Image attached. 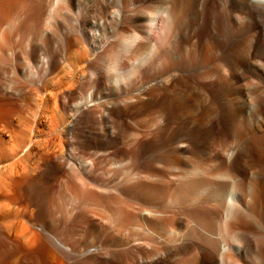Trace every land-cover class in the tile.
I'll list each match as a JSON object with an SVG mask.
<instances>
[{
    "label": "bare ground",
    "instance_id": "bare-ground-1",
    "mask_svg": "<svg viewBox=\"0 0 264 264\" xmlns=\"http://www.w3.org/2000/svg\"><path fill=\"white\" fill-rule=\"evenodd\" d=\"M139 1L0 0V264L264 260V136L229 149L264 117V0ZM182 49L194 76L150 74Z\"/></svg>",
    "mask_w": 264,
    "mask_h": 264
},
{
    "label": "rangeland",
    "instance_id": "rangeland-1",
    "mask_svg": "<svg viewBox=\"0 0 264 264\" xmlns=\"http://www.w3.org/2000/svg\"><path fill=\"white\" fill-rule=\"evenodd\" d=\"M148 0H141L137 3H135L136 5V8H144L148 3ZM145 3V4H144ZM192 18V19H191ZM191 21V23H190ZM196 23V24H195ZM191 24H192V27H191ZM181 25V32H182V35L184 36H188V35H191L193 36L192 38H194L198 32L200 31V26L198 24V21H197V15L196 13L193 11V13L189 14L184 20L183 22L180 24ZM184 26V27H183ZM195 26V27H194ZM189 27V29H188ZM192 28V31H191V28ZM218 27V31H219V35L217 37L218 41H220V45L221 47H214V54L215 56L217 57V61L220 63L223 59V56H225L226 54V51L227 49L229 48V27H228V24L225 23V22H219L217 21L216 23V28ZM184 28V29H183ZM199 28V29H198ZM183 29V31H182ZM198 29V30H196ZM186 31V32H185ZM193 32V33H192ZM177 37V38H176ZM179 34L176 35L174 34L173 35V39H172V44L175 45L178 43L179 41ZM175 40V41H174ZM218 49V50H217ZM185 52L186 50L182 49V50H179V51H174V53H170V52H166V54L162 55V56H158L157 58H155L153 61H152V65H151V70L152 72L150 73L151 75H154V76H159V74L161 72H164L163 74H160L161 77H166V76H170L172 75L175 71L174 74H181V73H185L187 75H190V76H194L197 72H199V68H195L193 67L192 65H190V62L185 58ZM170 53V54H169ZM173 57V58H172ZM154 58V57H153ZM168 59V60H167ZM158 60V61H157ZM173 60V61H172ZM160 62V63H159ZM158 63V64H157ZM182 65V66H181ZM190 67V68H189ZM161 68V69H159ZM192 71V72H191ZM159 73V74H157ZM171 73V74H170ZM157 74V75H155ZM140 79H138L135 83L137 84V82L139 81ZM141 84V80L138 82V85ZM255 103V102H254ZM258 102H256L255 106H251V107H246V111L248 113V115L250 116L249 118V123H252L251 125L253 126L251 128V132L250 131H246V130H239L237 132V134L235 135V137L231 138L230 140V145H232L229 149H236L237 151L241 149V146H243V144L248 141L249 139H251L252 137H262L264 136V117H262L259 112L261 110V106L259 105V103L257 104ZM252 109V111H251ZM250 112V113H249ZM258 112V113H257ZM211 115V116H210ZM218 115V116H217ZM259 115V119L257 118ZM221 119V113L219 110H214L213 112H211L208 116H207V119H206V125L207 126H212L215 122H217L218 120ZM256 120V121H255ZM254 121V122H253ZM258 121V122H257ZM262 121V122H261ZM211 122V123H210ZM213 122V124H212ZM259 123V124H258ZM258 124V128H256L255 126H257ZM262 127V128H261ZM255 131V132H254ZM258 131V132H257ZM247 132V133H246ZM253 132L255 134H253ZM240 133V134H239ZM246 133V134H245ZM240 137H238L239 135ZM253 134V135H252ZM182 135V136H181ZM257 135V136H256ZM261 135V136H260ZM242 136V137H241ZM237 137V138H236ZM245 137V138H244ZM248 137V138H246ZM178 138L180 139V141L182 142H185L186 141V134L182 133V134H179L178 135ZM185 139V140H183ZM236 139H239V140H236ZM244 139V140H243ZM237 142H236V141ZM243 140V141H241ZM34 141H36V138L32 137L30 142H29V145H31ZM232 141V142H231ZM233 141H235L236 143H233ZM240 142L242 143L241 146L239 145ZM244 142V143H243ZM233 144H234V147H233ZM236 144V145H235ZM235 150V151H236ZM256 171L255 172H252V173H249L248 174V179H249V183H256V184H261V182L263 181V176L261 173L257 172L256 174ZM253 174V175H252ZM261 175V176H260ZM251 179V180H250ZM256 180L258 182H256ZM252 190V187L251 186H248L247 185V188H245V191H244V194H246L245 198H246V203L247 205L249 206V203H250V194H251V191ZM251 191V192H250ZM229 196H230V192H229ZM264 191H263V194H262V197H260V200L258 202V204L261 206V204L263 205L264 204ZM231 197H230V200H229V203H231ZM251 224H252V232H248V233H242L246 236H251V237H254V236H257L259 234H264V230H262V228H259V226L254 223V221H251ZM257 226V227H256ZM254 228V229H253ZM260 229V230H259ZM258 232V233H257ZM239 233V232H238ZM254 233V234H253ZM257 233V234H256ZM241 234V233H240ZM253 245V246H252ZM248 246V247H247ZM246 247V248H245ZM258 247V245H256L255 243H249V244H244L243 247H241L242 251H240L239 254H235L233 252H231V255L233 258L235 259H232L233 261H231L230 264H250V262H252L251 264H258V260H259V264H264V260H261L260 259V255H262V251L261 249L259 248L258 250H256ZM251 248V250H250ZM256 248V249H255ZM246 250V251H245ZM248 250V251H247ZM260 250V251H259ZM245 252V253H244ZM254 255H253V254ZM246 254V255H245ZM252 254V255H251ZM250 255V256H249ZM239 256V257H238ZM257 256V257H256ZM244 257V258H243ZM250 257L252 259H250ZM255 257V258H254ZM257 258V259H256ZM250 260V261H249ZM252 260V261H251ZM254 260H257L254 261ZM234 261L236 263H234ZM239 261H241L240 263H238ZM247 262V263H246Z\"/></svg>",
    "mask_w": 264,
    "mask_h": 264
}]
</instances>
